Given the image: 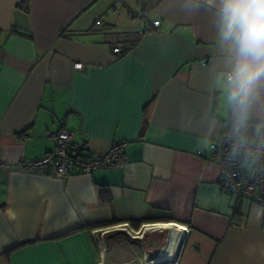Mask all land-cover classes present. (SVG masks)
<instances>
[{
	"label": "crops",
	"instance_id": "obj_1",
	"mask_svg": "<svg viewBox=\"0 0 264 264\" xmlns=\"http://www.w3.org/2000/svg\"><path fill=\"white\" fill-rule=\"evenodd\" d=\"M218 25L209 0H0V264H264V206L209 158L231 108ZM247 117L264 137V78ZM61 128L90 156L123 141L119 164L61 180L18 164ZM122 223L161 230L101 231Z\"/></svg>",
	"mask_w": 264,
	"mask_h": 264
},
{
	"label": "built area",
	"instance_id": "obj_2",
	"mask_svg": "<svg viewBox=\"0 0 264 264\" xmlns=\"http://www.w3.org/2000/svg\"><path fill=\"white\" fill-rule=\"evenodd\" d=\"M159 25V20H152L143 31H152ZM112 52L115 55H124L117 45L112 48ZM73 69H82V64L74 63ZM230 72H227L225 78ZM222 127L218 140L211 143L208 150L210 160L217 164L218 187L232 195L236 202L246 199L253 204H264V137H260L256 125L247 122L238 133H235L232 106ZM47 134L54 142L53 149L38 159L19 161L18 164L24 169L41 170L43 174L60 180L76 174L88 175L96 169L117 167L126 144L123 141L116 142L105 153L90 156L84 153L82 145L74 141L71 130L61 128ZM128 226L127 223L116 224L107 227L104 231L120 230L126 232L131 239H141L148 232L161 230L155 223L142 224L136 230ZM165 239L167 242V238ZM181 239L184 237L182 236ZM165 245L158 249L159 254Z\"/></svg>",
	"mask_w": 264,
	"mask_h": 264
},
{
	"label": "clouds",
	"instance_id": "obj_3",
	"mask_svg": "<svg viewBox=\"0 0 264 264\" xmlns=\"http://www.w3.org/2000/svg\"><path fill=\"white\" fill-rule=\"evenodd\" d=\"M217 6L222 45L233 54L227 76L228 101L238 133L247 121L248 101L264 78V0H209Z\"/></svg>",
	"mask_w": 264,
	"mask_h": 264
},
{
	"label": "rangeland",
	"instance_id": "obj_4",
	"mask_svg": "<svg viewBox=\"0 0 264 264\" xmlns=\"http://www.w3.org/2000/svg\"><path fill=\"white\" fill-rule=\"evenodd\" d=\"M107 227H105L103 230H101L102 232H108V231H104V230H107L106 229ZM111 230H109V232H110ZM165 237H168V233L167 232H164V236L162 237V240H161V242H159V244H158V246H157V251H156V255L158 256L159 255V251H158V249H160L161 247H162V245L163 244H166L167 245V242H166V239H165ZM144 238V237H143ZM141 240V239H140ZM157 256H156V258H157ZM159 260V259H158ZM153 261V260H152ZM161 263H164V262H162L161 261Z\"/></svg>",
	"mask_w": 264,
	"mask_h": 264
},
{
	"label": "trees",
	"instance_id": "obj_5",
	"mask_svg": "<svg viewBox=\"0 0 264 264\" xmlns=\"http://www.w3.org/2000/svg\"><path fill=\"white\" fill-rule=\"evenodd\" d=\"M121 56V55H120ZM251 97V96H250ZM250 97H249V99H250ZM107 190V189H106ZM106 190H105V188L104 189H102V191H100L101 193H102V198L104 199V200H106L107 199V192H106ZM261 205H264V204H261Z\"/></svg>",
	"mask_w": 264,
	"mask_h": 264
},
{
	"label": "bare ground",
	"instance_id": "obj_6",
	"mask_svg": "<svg viewBox=\"0 0 264 264\" xmlns=\"http://www.w3.org/2000/svg\"><path fill=\"white\" fill-rule=\"evenodd\" d=\"M170 244H171V243H169V245L166 247V249L169 248ZM165 251H166V250H165ZM167 252H168V251H167ZM160 257H161V256H160ZM161 258H163V259L168 258V254H167L166 252L163 251V252H162V257H161Z\"/></svg>",
	"mask_w": 264,
	"mask_h": 264
}]
</instances>
